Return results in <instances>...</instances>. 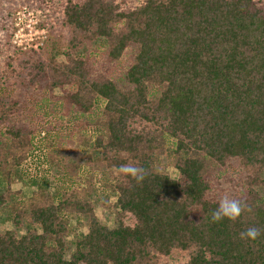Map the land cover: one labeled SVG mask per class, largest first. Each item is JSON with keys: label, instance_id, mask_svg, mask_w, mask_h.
Here are the masks:
<instances>
[{"label": "trees", "instance_id": "trees-1", "mask_svg": "<svg viewBox=\"0 0 264 264\" xmlns=\"http://www.w3.org/2000/svg\"><path fill=\"white\" fill-rule=\"evenodd\" d=\"M23 5L46 14L37 50L12 42ZM0 123L2 189L16 194L19 174L38 190L25 233L24 200L5 207L16 228L0 232V264H264V0H0ZM231 158L254 173L234 198L251 210L213 223ZM86 166L104 186L77 187ZM101 192L113 227L95 212ZM72 219L87 232L69 240ZM248 227L261 236L240 239Z\"/></svg>", "mask_w": 264, "mask_h": 264}, {"label": "rangeland", "instance_id": "rangeland-1", "mask_svg": "<svg viewBox=\"0 0 264 264\" xmlns=\"http://www.w3.org/2000/svg\"><path fill=\"white\" fill-rule=\"evenodd\" d=\"M20 11L22 13L19 14ZM23 13L25 14L23 15ZM45 19H46V14L42 9L32 8L28 5L21 6L15 12L14 17H13L14 31L12 34V42L22 50L39 49L40 46H43L45 44V42L47 41L49 37V29L44 24ZM29 23L33 24V27H34L33 35H32L34 40L31 42V46H27L25 48L24 45L28 44V40H27L28 38L25 36L26 34H24L26 33L25 30H27V28H24L23 33L20 32L21 37H18L19 39L18 38L15 39V33L17 32L19 26L28 27L27 25ZM14 39L16 40V42L14 41ZM19 41H23L24 44L19 45L18 44ZM94 43L96 42L93 41L88 45L82 46L76 53L83 54L88 51L90 52L91 51L90 49L94 46ZM58 57L61 60L65 59L64 55H59ZM23 88L24 87L22 85V89ZM56 91L57 93H60L59 89H57ZM29 92L31 91L27 90L25 93H23V96L21 97L23 101L28 100V96L30 95ZM9 119L10 118H7V120ZM3 127H4V124L0 123V129ZM93 133L96 135L97 131H92V130L87 131V134H93ZM163 161L165 162V160ZM99 167L96 170L92 169L91 166H86L84 169H82L79 172V175H76L74 178V183H77V187H79V183H81L83 187H87L88 182L90 181H92L90 185L91 188L104 186V182L102 181V177H101L103 176L102 172L104 168L102 166H99ZM165 167H166V170H168L172 176H177L178 170L174 167L173 164H167L165 162ZM56 171L57 170L52 165L51 172L49 173V177L47 180L48 190H50L51 192L56 191L60 186L59 181H57ZM253 176H254V173L251 170L247 169L241 163L240 160L231 158L226 162L225 171L222 172L220 176L215 178L216 179L214 181L215 188L213 190V193L211 194L218 200H220L226 194L229 195L231 198H235V194L237 193V190L242 188L244 185L248 184L251 177ZM87 178L90 179V181ZM10 190L13 192H16V194L10 195V193H8L5 190V188L2 189V185L0 184V194L6 197L2 206H0V232L5 229H15L16 228L14 221H13V212H14L13 209L16 205H18V201L20 199H23L24 203L21 205H18L21 207V209H19L20 212H23V216L20 222L21 226L18 231L20 233H25L26 223H28V214L32 207V201L30 197L34 195L35 192L38 191L37 185L34 182L30 181L28 178L23 177L22 175L20 176L18 174L12 178ZM105 193L107 194V192H101V195L103 197L101 198V201L95 205L94 209H95V212L98 214L99 218L104 223H107L108 225L113 227L116 225L115 220H114V216L116 212L115 197L111 196L110 194L109 198L107 199L106 196L104 195ZM7 204L11 206V209L13 210V212L9 210L10 208L8 209L5 208ZM15 210H18V209H15ZM70 223H72V226H71L72 228L70 229L71 232L68 235L69 240H72L75 236H78L81 233L87 232V226L83 224L84 222L82 219H81V222H79L77 219H72Z\"/></svg>", "mask_w": 264, "mask_h": 264}, {"label": "clouds", "instance_id": "clouds-1", "mask_svg": "<svg viewBox=\"0 0 264 264\" xmlns=\"http://www.w3.org/2000/svg\"><path fill=\"white\" fill-rule=\"evenodd\" d=\"M116 171L124 176H130L137 184H142L148 176L146 168L132 164L120 165ZM250 210V206L242 199H234L226 194L219 200L218 207L211 210L209 215L213 223H219L224 219L235 222L241 217L243 212ZM239 236L242 240L250 239L254 241L261 236V229L248 227L244 231H241Z\"/></svg>", "mask_w": 264, "mask_h": 264}, {"label": "built area", "instance_id": "built-area-1", "mask_svg": "<svg viewBox=\"0 0 264 264\" xmlns=\"http://www.w3.org/2000/svg\"><path fill=\"white\" fill-rule=\"evenodd\" d=\"M20 13H22L21 11L19 12V14ZM25 13H23V15H24ZM22 18V17H21ZM19 26V25H18ZM28 27H25V26H22V27H20L19 26V28H18V30H17V32L15 33V39H17L18 37H21V33L20 32H24V28H27V30H25V32L26 33H24V34H26L25 36L28 38L27 40H28V44H26V45H24V47L26 48L27 46H31V42L34 40L33 39V37H32V35H33V30H34V27H33V24H31V23H29L28 25H27ZM14 39V41L16 42V40ZM19 39V38H18ZM19 45H23L24 43H23V41H19V43H18ZM42 135H44V132H42ZM31 170V169H30ZM32 171V170H31Z\"/></svg>", "mask_w": 264, "mask_h": 264}]
</instances>
